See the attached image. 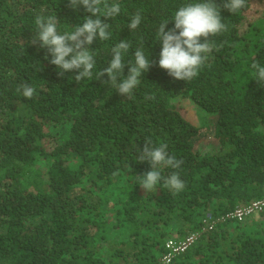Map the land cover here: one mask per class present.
<instances>
[{"label": "trees", "instance_id": "1", "mask_svg": "<svg viewBox=\"0 0 264 264\" xmlns=\"http://www.w3.org/2000/svg\"><path fill=\"white\" fill-rule=\"evenodd\" d=\"M111 36L90 46L102 70L119 40L125 62L144 47L152 66L131 96L76 71L58 76L47 50L31 44L37 15H55L61 34L88 15L68 0H0V264H162L167 240L197 233L168 264H264V209L241 221L222 216L264 198V0H247L191 81L158 67L159 25L198 0H110ZM222 5L224 0H214ZM142 20L127 25L136 12ZM125 63L123 76H127ZM35 89L32 98L20 85ZM193 106L198 123L180 111ZM211 146H204L205 139ZM146 139L183 164L179 193L158 183L147 193L137 157Z\"/></svg>", "mask_w": 264, "mask_h": 264}, {"label": "clouds", "instance_id": "2", "mask_svg": "<svg viewBox=\"0 0 264 264\" xmlns=\"http://www.w3.org/2000/svg\"><path fill=\"white\" fill-rule=\"evenodd\" d=\"M246 2L247 0H224L222 5H217L214 0H198L180 6L171 18L174 22L173 27L166 31L169 21L166 20L157 29L156 41L161 45L158 67L166 70L167 74L176 80L191 81L198 75L213 51L210 37L228 30L227 24L222 22L221 7L235 14L245 7ZM78 6H83L84 11L90 15L84 18L82 25H76L74 31L64 34L57 30L58 20L55 15H37L34 20L36 33L31 44H38L40 48L47 50L45 59L51 57L49 63L59 69L58 76L76 71L77 74L72 79L77 83L85 78L91 81L101 80V77L106 76L107 79L101 80V83L109 84L123 97L131 96L133 90L140 84L143 74L152 66L149 55H145L144 47L136 48L132 53L134 59L125 62L124 57L131 49V42L126 39L119 40L111 48L108 66L96 70L95 77L93 75L96 59L90 46L98 39L104 41L111 36L109 23L102 21L101 17L110 20L117 16L121 11L120 4L110 0H68L69 8L76 10ZM141 20L142 16L138 11L130 18L128 29L135 30ZM125 63L128 65L126 77L123 76ZM251 68L255 70L253 79L264 85V66L254 59ZM20 88L25 98L33 97L35 89L30 84L24 83ZM167 147V144L153 146L150 139H146L142 146L137 159L139 162H147L151 169L139 175L142 177L139 186L145 193L156 189L158 183H162L165 188L175 193L185 188V182L178 172L162 175L163 168L179 169L183 164L182 159L168 153Z\"/></svg>", "mask_w": 264, "mask_h": 264}, {"label": "built area", "instance_id": "3", "mask_svg": "<svg viewBox=\"0 0 264 264\" xmlns=\"http://www.w3.org/2000/svg\"><path fill=\"white\" fill-rule=\"evenodd\" d=\"M264 208V199L256 200L246 205H240L236 207L231 212L222 216V221L226 219H233L237 221H241L248 215H252L253 213L260 212ZM197 233H188L182 239H178L177 241L167 240L165 242L166 252L161 258L162 264H168L172 260V258L180 253H183L189 246L194 242L197 238Z\"/></svg>", "mask_w": 264, "mask_h": 264}, {"label": "rangeland", "instance_id": "4", "mask_svg": "<svg viewBox=\"0 0 264 264\" xmlns=\"http://www.w3.org/2000/svg\"><path fill=\"white\" fill-rule=\"evenodd\" d=\"M185 104H186L185 107L180 108V111L182 112V114L191 118L192 121H194L195 123H198V116H197L193 106L188 104V103H185ZM205 142L206 143L204 146H208V145L211 146L212 145L211 140H208V138L205 139Z\"/></svg>", "mask_w": 264, "mask_h": 264}]
</instances>
